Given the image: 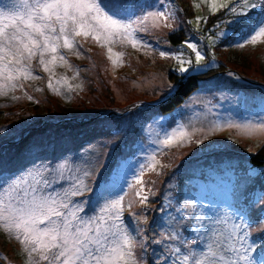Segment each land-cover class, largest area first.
<instances>
[{
    "label": "snow or ice",
    "instance_id": "snow-or-ice-1",
    "mask_svg": "<svg viewBox=\"0 0 264 264\" xmlns=\"http://www.w3.org/2000/svg\"><path fill=\"white\" fill-rule=\"evenodd\" d=\"M174 4L175 0H154L151 4L146 0H0V97L11 95L18 100L15 93L19 90L32 101L26 84L42 80V72L49 91L71 99L73 92L82 90L83 83L70 82L78 80L80 69L68 57L83 55L82 40L90 38L106 49L113 66H120L125 53L114 51L115 45L151 51L152 45L140 34L165 28L175 33L183 24H192L191 20L178 19L183 9ZM201 4L207 5L212 16L225 10L233 17L227 23L235 26L234 34L238 32L243 38L237 47L264 40V0H192L195 8ZM208 19L197 16V27ZM226 36V31H220L207 39L215 45ZM185 48L191 50V56L185 55ZM159 55L176 61L175 71L182 81L212 66L192 39L182 41L174 52L161 50ZM61 67L73 75H58L56 70ZM177 92L178 85L169 83L156 103H168ZM223 126L246 135L264 133V115L242 123L231 119L213 121L208 131ZM190 127L178 123L157 143L170 148L191 142L193 135L203 129L192 127L189 131ZM3 132L0 129V134ZM195 143L204 140L196 139ZM159 166L155 153L148 163L139 166L129 185L135 189L137 199L127 203V193L109 198L107 186L97 191L89 185L86 180L95 169L76 167L68 158L54 165L34 163L16 174L0 173V234L18 243V254L24 257L22 264H148L149 247L151 264H264V253L254 255L256 243L249 242L252 232L247 213L242 207L235 210L231 203L225 210L213 201L205 205L195 198L179 201L165 195L162 215L155 221L159 231L152 228L153 234H149L146 212L149 197L156 193L146 186L144 175L145 171L160 174ZM92 196L96 206L89 211ZM261 200L264 191L256 194L253 203ZM133 204L145 214H137ZM126 211L134 229L125 221Z\"/></svg>",
    "mask_w": 264,
    "mask_h": 264
},
{
    "label": "rangeland",
    "instance_id": "rangeland-1",
    "mask_svg": "<svg viewBox=\"0 0 264 264\" xmlns=\"http://www.w3.org/2000/svg\"><path fill=\"white\" fill-rule=\"evenodd\" d=\"M184 1L186 6H183ZM146 2L151 4L154 0H146ZM196 2L200 3V0ZM191 5L192 0L191 2L175 0L174 6L183 9L178 19L192 21V24H183L179 30L184 29L186 39L198 43L205 53L206 60L212 66L218 58L221 68L203 77L199 89L191 93L181 106L166 115L154 110L158 106L156 102L166 92L168 84H175L169 77L168 70H175L176 61L159 55L161 50L174 52L181 45L179 43L178 46H170L169 29H150L149 32L140 34L152 45L151 51L115 45L114 51L125 53L124 63L120 66H113L107 59L106 49L89 38L81 41L85 50L82 56L68 57L70 63L80 69L78 80L70 82L83 83L82 90L73 92L71 99L57 96L49 91L46 88V74L42 72L39 73L43 77L42 80L26 84L27 91L34 97L32 101L24 97L19 90L15 93L20 97L18 100H13L11 95L0 97V129H4L0 134V149H10L6 147L8 144L23 139L27 135V130L38 127L43 122L51 124L54 128L51 127L48 131L39 129L35 132L33 140L41 146L51 144L58 135L53 122L66 120L81 124L80 126L88 124L86 126H94L103 134L104 158L108 159L100 175L95 176L98 179L99 177L107 179L109 160L124 138H127L125 143L131 141L130 146L126 148L130 149L128 158L121 162L109 183V186L115 187L121 195L127 193L125 203L137 199L135 189L129 185L133 183V176L139 171V166L148 163L154 153L156 159L160 161V174L145 171L144 175L146 186L151 187L156 193L155 196L149 197L150 208L146 212L149 225L145 227L148 228L149 234H153L151 229L154 228L152 227L154 218L149 212H155L156 207L159 208L158 194L166 181L164 177H171V171L181 165L183 174L186 173L187 183H190V188L193 189L192 198H195L197 203L202 201L207 205L209 201H213L220 209L225 210L229 203L237 211L242 207L247 213V222L251 225V231L256 232L261 229L264 219L257 222V218H264V200L256 203H253V200L257 193L264 191V167L252 164L251 166L248 163L240 165L233 160L222 162L220 155L216 153L218 149H226L234 154L248 155L260 148L264 141V133L246 135L226 126L215 132H210L208 129L213 121L222 122L231 119L242 123L249 119L258 120L260 115H264L262 112L264 40L255 45L247 44L244 48H239L237 44L243 42V38L238 32L234 34L235 26H229L227 23L233 18L227 11L221 10L216 13L214 16H219L213 21L210 18L214 16L210 15L206 4H201L199 8ZM191 9L192 17L188 19L186 13ZM256 11L258 10L251 13L252 19L256 17ZM197 16L209 17L208 22L201 23L197 27L195 20ZM214 24L217 26L213 27ZM205 29L208 32L226 31L227 36L217 40V42L225 40L224 43L209 44L207 36L202 37L199 34ZM208 46L213 47V50L209 51ZM183 51L187 56L192 55L189 49L185 48ZM56 71L58 75L67 74L69 77L73 75L72 71L62 67L57 68ZM228 73L234 75L230 76ZM247 86L253 90L248 89ZM36 88L43 90L35 91ZM242 90L252 92H245L246 96L244 92L240 95ZM49 117L54 118L55 121H46ZM178 123L190 124L189 131L192 127L203 131L196 132L191 142L178 146L168 148L158 144L157 141L163 139L164 133ZM205 135L207 139H204ZM196 139L204 140V143L196 144ZM131 146L133 147L130 148ZM149 181L153 183L148 184ZM86 182L93 187L96 185L89 178ZM168 184L171 188L163 192L176 193L179 186L176 177L170 179ZM114 197L111 195L109 198ZM95 206L94 201L89 205V211ZM133 208L137 214H145L141 213L138 205L133 204ZM124 218L134 229L135 225L127 211ZM0 236L4 237V234ZM2 237H0V264H21L20 260L7 257L14 255L11 250L8 253L6 250L2 251V248L10 247L2 243ZM137 253L140 254L139 249ZM148 264H151V247L148 249Z\"/></svg>",
    "mask_w": 264,
    "mask_h": 264
},
{
    "label": "trees",
    "instance_id": "trees-1",
    "mask_svg": "<svg viewBox=\"0 0 264 264\" xmlns=\"http://www.w3.org/2000/svg\"><path fill=\"white\" fill-rule=\"evenodd\" d=\"M191 2V0H190ZM183 6H186V1H184ZM192 7V5H191ZM188 9V8H187ZM192 9L191 11H187L186 18L190 19L192 17ZM219 16V15H216ZM216 16L211 17L210 20L213 19V21H216ZM179 29L175 32H169L168 38L170 39L169 42L171 47L178 46L179 43L182 42V40L186 39V34L184 33V29ZM183 32V33H182ZM218 32L215 30H210L209 32L205 29L204 31L199 32L201 36L208 37L209 35L215 36ZM199 37V36H198ZM220 40V38L218 39ZM225 40L217 42L219 45L223 44ZM224 46V45H222ZM209 47V51L213 50V47ZM217 48V47H216ZM207 51V53H209ZM220 60L217 58L216 63L207 68L206 71L200 72V73H194L193 78L191 79H185L181 80L180 75L175 70H168L169 77L173 80V82L178 85V92L169 98L168 103L163 105H158L155 107V111H159L161 113H164L163 115L170 114L172 111H174L177 107L181 106L191 95V93L196 92L200 87V81L203 79V77L207 76L209 72H213L215 70H218L220 67ZM221 68V67H220ZM246 79V78H245ZM248 81V80H247ZM202 82V81H201ZM243 84V82H241ZM245 84V81H244ZM248 89H251L247 86ZM253 90V89H251ZM245 93H250L252 91H245L242 90L240 95ZM264 92V90L262 91ZM246 93L244 94L246 96ZM257 93V92H255ZM244 98V97H243ZM245 99V98H244ZM250 101L248 100V103ZM154 108V107H153ZM46 121H55L54 118L49 117ZM61 122L55 123L53 122V126H55L58 130V135L53 140L51 144L47 145H38V142L33 140V135L35 132L40 131H48L52 126L51 124H47V122H43V124H39L38 127L32 128L27 130L23 139L14 140L10 144H8L6 147H10V149H0V173L3 174H16L18 172H21L25 169L31 168L34 163H51L56 164L59 161L64 160L65 158H68L69 160L74 162V165L76 167H79L81 169H95L92 173L91 181H94L96 185L94 188L99 191L101 188H104L107 186L108 190H110V196L111 195H121L120 191H117V189L113 186H109L110 181L112 180L115 172L118 170L121 162L128 158L129 150H127V146H130V142H127V138H124L123 142L120 143L119 148L115 150L112 154L111 160H109V165L107 168V175L106 180L105 178L99 177L96 178L95 176L100 175V171L106 161L104 158L105 156V147L103 144L102 136L103 134L99 133L98 130L94 126H80L81 124H78L74 121H67L66 120H60ZM52 127L51 129H53ZM98 132V133H97ZM135 144H133L134 146ZM131 146L130 148H132ZM5 148V147H4ZM213 149V148H212ZM211 150V149H210ZM218 152L216 154L220 155L219 157L223 161H234L236 164L243 165L244 163L261 166L264 167V141L260 145V148L257 149L254 152L248 153V155H240L231 153L230 150H221L218 149ZM132 152V151H131ZM215 154V153H214ZM206 153L204 154V156ZM211 157V156H210ZM209 159V158H208ZM87 161V163H85ZM240 161V162H239ZM251 165V166H252ZM173 172V173H172ZM176 177V180H178V188L176 189V193L166 192L168 191L171 186H169L168 182H170V179ZM166 179L165 183L161 186L158 197L159 201L157 202L155 212H149L151 216L154 218V224L152 227L156 228L157 231H159V228H157L155 221L159 220L162 213L160 212L161 204L164 200V196L168 195L174 200L184 201L187 199H193L192 198V191L190 187V183H187V177L186 173L185 175L182 172V165L177 166L174 168L173 171H171V177L166 176L164 177ZM104 179V180H103ZM91 194L86 195V197L90 196ZM92 203L95 201V197L92 196ZM252 232V231H251ZM256 234V235H254ZM2 237V236H0ZM263 237L264 235L261 234V229H259L256 232H252V235L249 237V242L255 241L257 246V252L254 253V255L258 256L261 253H264V247H261L263 243ZM2 243L10 246L9 249H6V247L2 248V251H5L8 253L9 250L13 252L14 255L7 257L15 258L17 260L21 261L24 259V257L21 254H18L19 251V245L15 240L8 239L6 235L1 238ZM1 243V242H0Z\"/></svg>",
    "mask_w": 264,
    "mask_h": 264
}]
</instances>
